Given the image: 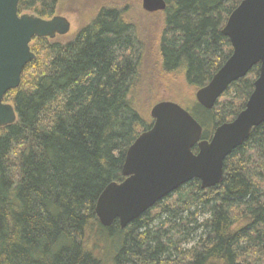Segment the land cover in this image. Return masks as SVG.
Segmentation results:
<instances>
[{
    "label": "trees",
    "instance_id": "obj_1",
    "mask_svg": "<svg viewBox=\"0 0 264 264\" xmlns=\"http://www.w3.org/2000/svg\"><path fill=\"white\" fill-rule=\"evenodd\" d=\"M241 1L166 0L162 72L206 85L233 51L222 29ZM58 3L20 0L18 11L50 19ZM31 49L36 58L4 97L17 120L0 128V264H264V123L226 158L220 184L194 179L127 227L104 226L97 200L124 180L128 148L153 123L142 101L160 77L153 50L116 7L66 42L34 37ZM259 71L212 109L196 100L202 138L245 108Z\"/></svg>",
    "mask_w": 264,
    "mask_h": 264
},
{
    "label": "water",
    "instance_id": "obj_2",
    "mask_svg": "<svg viewBox=\"0 0 264 264\" xmlns=\"http://www.w3.org/2000/svg\"><path fill=\"white\" fill-rule=\"evenodd\" d=\"M20 0H0V128L17 120L6 93L21 83L25 66L36 58L34 37L54 39L71 29L67 17L45 19L18 11ZM147 12L164 11L166 0H142ZM233 51L212 79L196 92V100L212 109L231 84L245 77L257 64L259 76L245 108L231 121L216 127L210 139L192 113L171 100H161L150 111L152 126L141 132L128 148L124 180L110 182L96 203L104 226L115 220L127 227L146 211L194 179L203 189L220 184L224 163L252 130L264 123V0H242L223 29ZM198 146V151L193 148Z\"/></svg>",
    "mask_w": 264,
    "mask_h": 264
},
{
    "label": "rangeland",
    "instance_id": "obj_3",
    "mask_svg": "<svg viewBox=\"0 0 264 264\" xmlns=\"http://www.w3.org/2000/svg\"><path fill=\"white\" fill-rule=\"evenodd\" d=\"M102 7H116L122 10L124 18L133 23L136 33L146 46V53L149 52L148 49L153 50V62L160 67V77L155 86L151 92L146 91L142 99L147 117L152 120L151 108L161 100L175 101L191 110L196 102L197 89L187 83L183 70L170 75L161 70L158 38L163 27V11L152 13L145 11L142 7V0H59L55 15L67 17L71 23V29L65 35H58L54 40L66 42L72 39L77 31L88 23ZM7 101L11 102L8 99ZM198 236L199 232L192 229L190 245L197 240Z\"/></svg>",
    "mask_w": 264,
    "mask_h": 264
}]
</instances>
